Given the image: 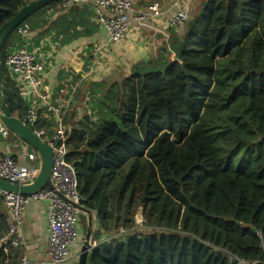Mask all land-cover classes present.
Masks as SVG:
<instances>
[{
	"label": "trees",
	"instance_id": "16d2710c",
	"mask_svg": "<svg viewBox=\"0 0 264 264\" xmlns=\"http://www.w3.org/2000/svg\"><path fill=\"white\" fill-rule=\"evenodd\" d=\"M32 1L0 0V29ZM58 2L6 40L0 75L12 89L9 45ZM186 24L171 61L109 89L89 119L64 117L98 241L87 264H264V0H206ZM38 112L34 131L49 137L53 123ZM7 231L0 197V239ZM5 249L0 264H19L21 250Z\"/></svg>",
	"mask_w": 264,
	"mask_h": 264
},
{
	"label": "crops",
	"instance_id": "0c3cea01",
	"mask_svg": "<svg viewBox=\"0 0 264 264\" xmlns=\"http://www.w3.org/2000/svg\"><path fill=\"white\" fill-rule=\"evenodd\" d=\"M205 1L133 0L136 12L149 13L150 8L157 5L162 16L143 24L132 22L125 38L116 43L110 41L106 27L98 21L95 7L80 5L66 11L51 8L38 17L39 28L32 30L27 25L30 36L9 45V53L26 47L44 65L41 73L43 94L56 106L65 102L72 89L69 77L74 75L76 81L80 80L66 111L67 119L75 120L79 113L86 117L90 110L93 111L98 97H103L109 89L120 85L135 72L146 69L155 59H173L170 42L174 38H183L186 23L199 14ZM178 11H187L188 18L183 25L173 26L170 21ZM106 15L111 16L108 12ZM5 73L11 83L17 79L8 70ZM21 102L27 108L31 105L29 100ZM15 115L20 116L19 111ZM0 153L15 159L21 157L22 163L27 161L28 155L35 154L10 135L7 138L0 136ZM46 212V202L36 201L26 206L21 214L26 245L25 249H19L21 257L26 255L30 261L40 264H50ZM6 214L8 222L10 214L7 209ZM84 234L85 230L80 225L79 240L70 246V259L64 264L78 263Z\"/></svg>",
	"mask_w": 264,
	"mask_h": 264
},
{
	"label": "built area",
	"instance_id": "2783aa9c",
	"mask_svg": "<svg viewBox=\"0 0 264 264\" xmlns=\"http://www.w3.org/2000/svg\"><path fill=\"white\" fill-rule=\"evenodd\" d=\"M26 1V0H20ZM80 5H91L97 10L98 21L103 24L112 43L124 39L132 22L143 24L151 19L162 16L158 11V6L150 8L149 13L136 12L133 6V0H59L55 9L66 11L72 7ZM110 13L108 17L106 13ZM187 11H178L171 19L173 26L183 25L187 21ZM30 30L27 25L17 30L18 36L27 40L30 36ZM6 69L17 79L15 88L17 96L21 100L31 101V105L26 109L23 116L24 123L34 131V128L40 121L39 110L53 123V128L49 137L44 131H34L36 135L46 142L53 151L52 181L57 191L62 193L73 204L82 206L81 198L78 193V183L73 166L67 161L68 147L66 141L70 128L64 123L66 111L69 108L80 80H75L74 75L69 77L73 83L69 90L65 102L56 106L47 100L43 94V85L41 73L44 65L36 60L35 55L29 52L26 47H20L14 52L9 53L5 58ZM0 134L7 138L10 132L0 123ZM44 137V139L42 138ZM38 159V161H37ZM40 169V160L36 154L27 156L25 163L21 162V157L15 159L9 155L0 153V178L13 184H24L33 181ZM0 197L6 209L9 211L7 234L0 239V246L10 241L14 248H26L25 239L22 231L21 214L26 206L36 201H45L47 205V256L50 264H64L70 259V246L79 240L80 235V213L67 205L58 198L53 191L44 189L33 196H20L10 194L0 190ZM141 217V216H140ZM142 218L136 224L140 229L142 227ZM119 233H123L121 230ZM115 236H107L101 240V243L112 240ZM98 241L91 239V245L95 248ZM239 264H257L238 261ZM19 264H40L30 261L26 255H23Z\"/></svg>",
	"mask_w": 264,
	"mask_h": 264
},
{
	"label": "water",
	"instance_id": "95a60500",
	"mask_svg": "<svg viewBox=\"0 0 264 264\" xmlns=\"http://www.w3.org/2000/svg\"><path fill=\"white\" fill-rule=\"evenodd\" d=\"M55 1L58 0H33L26 6L22 7L13 19L5 23L0 29V52L2 51L8 37L21 24L36 12ZM173 40L181 42L182 38H174ZM20 108L21 99L17 96L16 90L12 89L0 75V123L31 151H34L40 160L39 173L33 181L24 184H13L0 178V190L20 196H33L44 189H49L67 205L83 215L86 221V230L77 264H87L88 255L93 249L91 245L92 232L94 229L93 213L83 206L73 204L62 193L56 190L51 177L53 167L52 148L46 142L41 140L36 133L24 123L22 119L24 116L23 112L21 113L22 118L15 115ZM86 118L89 119L88 115ZM4 248L5 246L2 244L0 246V253H4Z\"/></svg>",
	"mask_w": 264,
	"mask_h": 264
},
{
	"label": "rangeland",
	"instance_id": "374dc122",
	"mask_svg": "<svg viewBox=\"0 0 264 264\" xmlns=\"http://www.w3.org/2000/svg\"><path fill=\"white\" fill-rule=\"evenodd\" d=\"M162 59H164V58H160V59H155V61H153L150 65H148L147 67H146V69H142L141 70V72L142 71H151V70H154L155 68H157L156 66H155V64H157V63H159V64H161V62H158V61H162ZM170 61L172 60V58L171 59H169ZM169 60H167L168 62H169ZM142 217H140V215H138L137 216V219H138V221H140V219H141ZM85 223L86 222H84V221H81V219H80V225H81V227L85 230ZM84 233V232H83ZM85 235V234H84Z\"/></svg>",
	"mask_w": 264,
	"mask_h": 264
}]
</instances>
